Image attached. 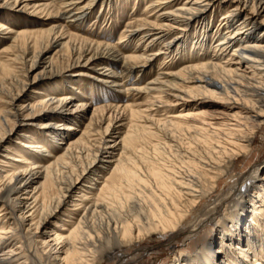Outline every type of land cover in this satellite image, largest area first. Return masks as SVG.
Masks as SVG:
<instances>
[{
  "label": "bare ground",
  "instance_id": "bare-ground-1",
  "mask_svg": "<svg viewBox=\"0 0 264 264\" xmlns=\"http://www.w3.org/2000/svg\"><path fill=\"white\" fill-rule=\"evenodd\" d=\"M112 1L2 3L36 28L0 23L9 43L0 56L17 51L0 57V264H103L152 235L196 238L210 224L218 228L215 237L167 264H264V161L217 194L213 208L202 204L264 136V0H134L150 15L127 23L116 43L81 35L95 9L100 22L119 23L120 14L104 7ZM223 4L225 15L212 30ZM52 48L64 67L47 57ZM158 55L168 56L155 68ZM176 58L187 61L162 69ZM19 64L21 70L13 66ZM37 68L31 83L66 78L52 94L37 93L40 100L17 109ZM153 68L148 83L136 86L138 74ZM87 87L126 100L93 106ZM97 93L102 99L104 92ZM138 95L144 100L137 102ZM29 126L56 149L33 144ZM16 129V146L42 158L9 162ZM231 197L239 203L226 217Z\"/></svg>",
  "mask_w": 264,
  "mask_h": 264
},
{
  "label": "rangeland",
  "instance_id": "rangeland-1",
  "mask_svg": "<svg viewBox=\"0 0 264 264\" xmlns=\"http://www.w3.org/2000/svg\"><path fill=\"white\" fill-rule=\"evenodd\" d=\"M123 1L124 0H113L110 4H107L104 6V7L108 6L107 7L108 9H112L113 13H119L120 14L119 23L109 22L106 24V23L100 22L99 19L102 18V15L97 13V9H95V11L93 12L94 14L90 17V21H88L87 23H85L83 25L84 30H83V34H81V35H83L84 37H87L90 40L97 41V42L116 43V41L118 40V32L122 31L124 29V26L127 23L133 22L134 19L137 20V19L144 18L143 15H145V14H142V13H146L150 10L149 9V10L144 11L145 4H139L138 6H135L134 0H127L131 4H129L125 8L122 5L126 4V2H125L126 0L124 2ZM3 2H4V0H0V11H2L1 12L2 14H4L2 16V18L0 17V23L5 25V27H13L16 30H17V28H21V29H35L36 28V26H34L33 23L28 22L29 21L28 18L25 19V16H23L24 14H17V16H16V14L15 15L11 14L12 16L10 14H8L5 10L12 9L11 8L12 6L2 5ZM133 7H134V9H133L132 13L128 14L129 10L132 9ZM227 7H228V5L223 4V9L215 11V16H214L215 18L213 20L212 27H211L212 30L218 24V20L225 15V11H226ZM13 9H17V7L16 8L13 7ZM147 14L150 15V12H148ZM94 16L97 17L96 20H95ZM18 20H19V22H16ZM40 26L41 25H38L37 27H40ZM214 40H215V38L211 42L209 41L210 46H211V44H213L212 42H214ZM8 45H9L8 41L0 36V52ZM233 47L234 46H231L228 49V51L226 52L227 53L226 58L228 57V55H230L232 53ZM57 50H58V48L57 49L56 48L50 49L48 54H47V57H49L51 60L56 62L58 66L64 67L65 64L64 63L62 64L59 62V55L61 52H57ZM150 50H151V53L156 52V48H154V47H150ZM16 52L17 51H10L8 54H2V55L12 58V55H15ZM167 56L168 55H166V56L158 55L157 56L158 58L156 59L155 64H154L155 68H158L160 66V64L163 62L164 58ZM185 61H187V60H183V58L179 60L176 58L175 60H172V62H169V63H173V66H169V64H165V65H163L164 68H162V69H164V70H170V69L176 70V69H178L179 64L182 62L184 63ZM13 66H18L20 70L23 67L22 64L13 65ZM155 68H153L151 71L147 72L146 74H144V73L138 74L139 75L138 80L136 81L135 85L141 86L144 83H148L151 76H153V74L157 72V70H155ZM19 69H17V70H19ZM76 69H78V68H76ZM37 72H40V68L33 70L29 74L30 79L27 81L29 85L26 88L27 90L25 89V92H24L25 94L22 93V95L20 96V99L17 101V103H16L17 109H19L20 106L23 104H27L28 102L33 103L36 99L40 100L42 98V96L44 97L45 95L52 94L55 90H57L60 87V86H58L60 84V81L66 78V75L60 74L58 76H53L51 78H44L42 80L37 79L35 83H31L34 76L37 74ZM135 76H136V74H135ZM134 79L135 78L129 79L128 81L130 83H132ZM81 83L82 84H80V86L78 84L76 85V87L74 86L75 90H72V92L74 94L79 95V93H77L78 87H80L81 89L84 88L85 82L83 81ZM87 88L90 89L91 91H93V95L91 97V100L89 101L93 106L100 105V104H106V103H113V104L118 103V104H120L121 102L126 100L122 94H120L118 92H113V90L103 91L102 89L98 90V88H96V87H87ZM97 91L104 92L102 99H100L101 97L98 96L99 94L97 93ZM34 92L36 94H32ZM37 93H39V94L41 93L42 96L38 95ZM83 99L84 98L81 97V100H83ZM134 99L136 101L138 100L141 102L144 100V96L138 95ZM0 106H1V104H0ZM29 129H30L29 135H32V136L35 135L34 139H36V141L34 140L35 143H33V144H37V142H38L40 146L45 145L46 149H48V147H51V148L56 147L55 142L51 143L48 138L42 139V136L39 134V132H37L39 129H35L32 127L30 128V126H29ZM119 131H118L119 133H123L124 128H121ZM16 133L19 134V132H17V129L14 131V134L11 137L13 140V143L11 146L13 147L12 150H14V151H12V153L10 155L12 158L11 160H9L10 163L16 164L14 162V160H20V158L23 159V158L30 157L31 159L36 160L34 158H36V157L42 158L43 157L42 154H40L39 156H37L35 154L33 155L32 151L16 146L17 141H19V139H20V136L18 137V134H16ZM263 135H264V133H263ZM37 139L39 141H37ZM55 149L53 150L54 152H55ZM54 152L52 153L53 155H59V153L56 154V152L55 153ZM32 156H34V157H32ZM263 161H264V136L259 135L256 138L255 143L253 144L251 152L249 153V155L247 157L246 156L245 157H239L237 159V161L232 166L228 175H225L224 177L221 178L222 182L220 180V182L218 184L219 188L217 187L216 191L214 193H212L205 201H203L202 204L207 203L208 204L207 207L213 208L215 205L216 199H217V198L215 199V196L217 194H219L221 192H226L228 189H230V187L232 185L237 183L240 178H242L246 174H250V172H252V170L255 169V167L257 165L263 163ZM43 182L41 179V180H39V182L34 184L36 192L38 191L36 196L38 194H40L42 189L40 188L38 190V187H40V184ZM45 187H46V185H45ZM91 193L93 195H96V191H94V190H92ZM39 199L41 200L40 197H39ZM238 203H239V199H237V198L232 199V197H231L230 199H228V206L225 209V213H227L226 217H228V214H230V213L232 214L234 212L232 207H233V205H237ZM220 207H221V205L217 204L216 209H220ZM220 216L216 217L217 221L220 220V219H218ZM52 224L53 223H50L49 225H52ZM218 225H219V223H218ZM217 229L218 228H216L215 224H210V225L204 226V227L201 226L197 229L196 238H195V236H192L190 234L188 236L177 237V238L173 239L171 242H169V240L167 238L160 237L159 235H152V236L146 238V240H143L142 242H140L135 247L128 246V247L122 249L117 254H115L114 260H112V261L106 260L103 264H163L166 260L167 261L165 262V264H167L168 261L170 260V258L173 257L174 254L176 256H183V254L192 255L196 250H198L197 247L200 245L199 244L200 242L202 243L204 240L210 238L213 234L214 235L218 234ZM199 233H200V235H198ZM238 233H237V235H238ZM259 234L260 233H258V236L260 238L261 235H259ZM201 240H203V241H201ZM28 241H29L28 243H32L29 236H28ZM206 244H207V242H206ZM31 252H33V249H31ZM34 256L36 258L39 257L38 253H36V252H34ZM247 264H252V260L248 259Z\"/></svg>",
  "mask_w": 264,
  "mask_h": 264
}]
</instances>
